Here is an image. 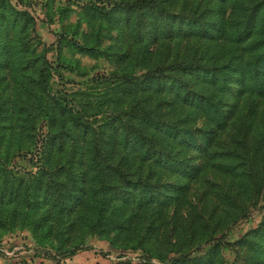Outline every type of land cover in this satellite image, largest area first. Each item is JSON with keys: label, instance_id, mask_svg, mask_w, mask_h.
<instances>
[{"label": "rangeland", "instance_id": "obj_1", "mask_svg": "<svg viewBox=\"0 0 264 264\" xmlns=\"http://www.w3.org/2000/svg\"><path fill=\"white\" fill-rule=\"evenodd\" d=\"M6 1L30 17L27 26L19 18L20 32L9 34L12 38L18 33L19 45L7 41V49H0V168L17 179L38 172L42 164L39 142L49 125L37 108L27 109L24 102L35 106L36 95H43L49 102L56 100L73 110L82 122L95 128L113 117L125 118L133 95H127L131 88L119 86L121 76H141L157 66L170 65L173 59L218 65L233 48L224 36L209 40L196 32L183 37L169 33L173 29L176 34L177 17L186 20L212 12L213 19L220 0H149L145 11L167 14L171 28L167 30L156 20L146 41L135 37L119 13V6L135 0ZM99 7H114L113 14L102 20L97 11H90ZM13 21L7 14L0 25L9 26ZM199 88L200 83L193 84L194 90ZM235 94L222 98L220 107L232 113L227 128L216 138L221 142L218 151L231 150V169L217 167L220 158L216 153L209 160L198 145L170 144L168 139L162 143L164 135H158L151 150L163 148L193 168L179 173L162 162L143 161L136 156V146L124 148L106 132L107 141L102 145L111 151L108 159L126 171L131 182L145 183L160 192L161 198L172 196L163 198L171 204L148 206L141 212L131 208L129 233L114 239L112 245L105 237L83 232L79 225L67 235L68 221L58 222L52 215L48 222L51 233L45 234L46 227L40 231L20 215V207L4 201L0 203V264H118L137 262L138 256L158 264L156 254L204 256L198 248L214 253L213 264H264V231L251 234L264 219V167L256 164L255 174L248 171L254 140L264 129V96ZM141 99L145 106L158 101L159 115L166 122H177L178 127L191 130L205 128L201 111L182 104L174 94L150 91ZM30 113L38 114L31 124L24 120ZM172 185L180 189L170 188ZM130 211L124 209L122 214Z\"/></svg>", "mask_w": 264, "mask_h": 264}, {"label": "trees", "instance_id": "obj_2", "mask_svg": "<svg viewBox=\"0 0 264 264\" xmlns=\"http://www.w3.org/2000/svg\"><path fill=\"white\" fill-rule=\"evenodd\" d=\"M148 1L135 0L123 5L121 3L122 6H119V13L124 16V22L131 26L135 37H142L145 41L150 37L152 29H155L153 24L156 20L167 30L171 28L167 14L162 16L152 10L153 8H149L152 11H145V8L149 7ZM220 2L213 19L212 12L208 16L202 12L201 15H193L186 20L177 17L176 34L173 29H170L169 33L171 36L183 37L196 32L201 38L209 40L224 36L230 40L233 47L228 56L218 65H201L193 59H173L170 65L157 66L141 76H121L119 86L124 90L131 88L127 95H133L124 119L113 117L109 122L93 128L82 122V117L73 110H67L56 100L51 103L43 95L38 97L34 94L37 99L35 106H31L29 101L24 102L27 109L37 108L41 118H47L49 121L48 132L39 142L42 164L38 172L27 179L10 177L9 172L0 168V203L7 201L9 205L20 207V215H24L31 225L37 226L40 231L46 227L45 234L51 233L48 222L52 215L58 222L62 219L68 221L69 229H65L67 235L79 225L83 232L86 230L99 237H105L113 245L114 239L128 234L132 227L131 208L136 207L141 212L152 205L167 207L171 203H167L163 198L172 199V196L161 198L160 192H155L145 183L131 182L127 178L128 173L112 162V159H108L111 151L102 145V142L107 141L104 136L106 132L116 137L124 148L136 146V156L143 161L162 162L166 168L179 173L193 168L166 154L163 148L158 151L151 150L158 142V135H164L162 143L168 139L170 144L198 145L197 148L202 153L208 154L209 160H212V155L216 153L217 158H220L217 167L220 166L224 171L231 169V150L218 151L221 142L216 138L220 131L227 128L232 111L222 110L220 105L222 98L227 95L236 96L235 92L248 96H264V0ZM113 8L99 7L90 11H97L100 19L104 20L110 18ZM228 11V18L225 19ZM7 14H10L14 21L9 26L0 25V49H7V41L19 45L18 33L12 38L9 34L14 30L20 32L17 27L19 18L23 19L25 26L30 19L28 14L16 11L6 0H0V20ZM146 14H152L153 18ZM194 83H200L201 88L194 90ZM117 85L114 84V88ZM150 91L174 94L182 104L200 110L205 120L204 130L178 127L177 122L163 120L158 112V101L154 106H145L141 102V95ZM37 116L38 114L30 113L24 120L31 124ZM213 147L216 149H212ZM256 164L264 167V129L255 138L252 146L248 165L250 173L255 174L253 166ZM262 183L261 179L258 190L261 189ZM177 187L170 186L179 190ZM124 209H129L130 212L123 215ZM263 231L264 219L251 234H262ZM125 247L134 249L128 245ZM140 248L144 252L148 250L145 247ZM197 250L204 256L190 257L189 253H185L178 257H163L156 254V259L158 264H213V252L207 250L204 253L200 248ZM118 264L153 263L138 256L137 262L124 261Z\"/></svg>", "mask_w": 264, "mask_h": 264}]
</instances>
